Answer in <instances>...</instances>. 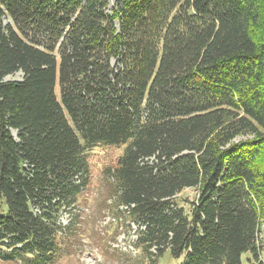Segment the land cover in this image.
<instances>
[{"label": "trees", "instance_id": "16d2710c", "mask_svg": "<svg viewBox=\"0 0 264 264\" xmlns=\"http://www.w3.org/2000/svg\"><path fill=\"white\" fill-rule=\"evenodd\" d=\"M108 5L0 0V258L65 255L98 144L150 264H264V0Z\"/></svg>", "mask_w": 264, "mask_h": 264}, {"label": "rangeland", "instance_id": "374dc122", "mask_svg": "<svg viewBox=\"0 0 264 264\" xmlns=\"http://www.w3.org/2000/svg\"><path fill=\"white\" fill-rule=\"evenodd\" d=\"M116 0H109L108 12L115 6ZM21 72L5 77V81L21 79ZM13 136L15 130H11ZM247 138L239 137L238 139ZM90 162L89 183L78 196L80 213L73 217L72 232L65 242V255L61 256L55 264H150L146 254L136 247V225L130 227H114L107 215L105 206L110 199V184L102 173L106 165L115 164L120 148H108L101 145H93L86 150ZM195 190L184 189L179 195L182 198L193 199ZM107 201V202H106ZM68 210L63 213L61 222L67 223ZM264 234V224L261 225ZM114 240V241H112ZM249 253L241 256L242 264H249ZM5 258V259H4ZM0 261L7 264H28L13 256H4ZM181 260H172L166 257L157 260V264H180Z\"/></svg>", "mask_w": 264, "mask_h": 264}, {"label": "water", "instance_id": "95a60500", "mask_svg": "<svg viewBox=\"0 0 264 264\" xmlns=\"http://www.w3.org/2000/svg\"><path fill=\"white\" fill-rule=\"evenodd\" d=\"M5 79V78H4ZM19 80H21V79H19Z\"/></svg>", "mask_w": 264, "mask_h": 264}]
</instances>
